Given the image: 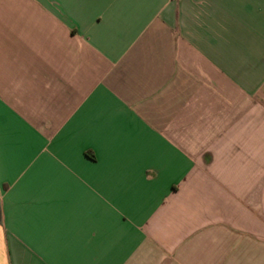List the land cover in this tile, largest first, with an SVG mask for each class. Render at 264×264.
<instances>
[{
	"label": "crops",
	"instance_id": "0c3cea01",
	"mask_svg": "<svg viewBox=\"0 0 264 264\" xmlns=\"http://www.w3.org/2000/svg\"><path fill=\"white\" fill-rule=\"evenodd\" d=\"M0 264H264V0H0Z\"/></svg>",
	"mask_w": 264,
	"mask_h": 264
}]
</instances>
